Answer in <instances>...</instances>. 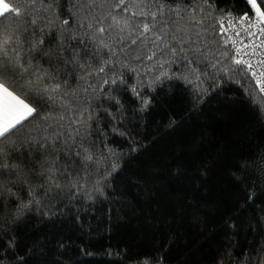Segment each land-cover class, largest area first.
I'll return each instance as SVG.
<instances>
[{
	"label": "trees",
	"instance_id": "trees-1",
	"mask_svg": "<svg viewBox=\"0 0 264 264\" xmlns=\"http://www.w3.org/2000/svg\"><path fill=\"white\" fill-rule=\"evenodd\" d=\"M75 3L36 0L43 9L31 15L37 34L27 24L23 45L10 43L0 54L14 61L19 52L31 66L21 77L6 63V86L39 113L25 122L39 147L4 146L2 162L23 169L39 203H29L28 183H13L15 167L0 177V264L264 261V99L250 73L232 62L218 24L254 17L247 0H164L166 15L178 8L201 21L188 32L194 43L163 59L157 48L152 61V49L117 44L114 70L83 80L79 65L95 46L80 42ZM53 12L59 20L48 24ZM16 19L3 21L10 34ZM33 38L44 42L29 54ZM33 70L67 81L65 91L74 93L67 109L53 111L29 90ZM22 203L28 207L18 214Z\"/></svg>",
	"mask_w": 264,
	"mask_h": 264
},
{
	"label": "snow or ice",
	"instance_id": "snow-or-ice-1",
	"mask_svg": "<svg viewBox=\"0 0 264 264\" xmlns=\"http://www.w3.org/2000/svg\"><path fill=\"white\" fill-rule=\"evenodd\" d=\"M207 2L208 0H205V3ZM260 3L264 4V0H260ZM35 4L36 0H0V54L4 52L5 47L10 43L23 45L24 41L20 37L28 32L27 24L33 26V31L28 34L35 37L37 34L35 32L37 19L31 18V15L33 11L43 10L35 9ZM247 4L254 11V19L246 13L238 20L231 21L227 25L222 20L218 21V24L222 39L226 37L227 43L233 45L232 62L237 66H243V70L251 73L259 85L261 79L264 78V60L258 62L261 66V70L258 72L254 70L253 63L247 60L246 57L255 55L257 49L264 47V39H262L264 38V10L258 6L257 0H247ZM73 10L74 14L80 18V23L77 25L78 29L84 31V38L80 42L86 46L88 44L95 46L90 61L79 65L83 73L82 80L86 76L106 75L108 71L114 70L111 68L112 55H115L117 44L121 51L131 50L134 47L140 48L141 45H143V48L152 49V55L147 56L149 61L157 57L155 51L157 48L160 49L161 55L159 58L161 59H163L162 54L165 52L170 53L172 56H176L178 51L183 53V46L194 43L191 41V37L188 36V32L191 31L194 24L201 23V21L186 19L178 8L167 9L168 15H166L164 0H131V3L130 0H77V3L73 5ZM48 11H53L51 6H49ZM9 14L17 18L15 22L18 25L16 29L12 30L11 34L8 26L3 24ZM58 20L59 17L55 16L53 12V17L47 19V23L54 24ZM20 21H26L27 23L21 25ZM62 24L68 25L69 21L65 19ZM237 24L247 33V39L241 36L240 31H235L236 39H233L231 32L236 29ZM252 29H256V31L254 32ZM42 33L43 30L40 34L42 35ZM185 36H188V39L185 40ZM253 37L259 40L260 43H254ZM237 39L239 40L238 44ZM43 42V39L36 40L33 38L28 53L38 52ZM227 43L225 47H227ZM178 44L182 46L178 48ZM143 48H141V51H143ZM104 49H108L110 53L108 59H104L101 55ZM249 49L252 50L251 53L248 51ZM85 54L87 55V53ZM225 55H227V52H225ZM167 62L165 61V63ZM6 63H10L14 69L21 70V77H23L24 72L31 70L30 65L25 67L21 63L19 52H17L14 61L0 60V177L4 175L5 171L15 167L16 180L13 183H28L29 196L31 197L29 203H39L35 199V187L30 184L23 169L19 165L10 166L2 162L6 156L4 149L6 142L19 141L21 148L27 145L31 149L36 138L31 135L30 127L25 122L29 121V118L33 117L34 114L39 115L36 109L30 106V103L21 98V95L16 94L15 90H10V87L6 86L8 75L11 74L10 69L5 66ZM189 63L193 62L189 61ZM160 67L163 68L164 64H161ZM33 74L35 75V82L29 81L30 91H38L42 97L47 98L51 102L53 111L58 107L62 109L69 107V104L65 101L74 97V93L65 91L67 81H61L55 75L47 72L41 76L39 71L33 70ZM161 76H167V73L161 72ZM104 83L108 84L109 81L105 80ZM111 83L115 84L116 80L113 79ZM133 91H136L135 87H133ZM261 91H264V87L261 88ZM60 118L63 119V117ZM45 119H48V117ZM26 129L28 130L26 131ZM36 143L39 147V142L36 141ZM86 159L91 160L92 157L88 155ZM4 187L5 182L0 179V192L4 190ZM27 207V204L22 203L17 209L18 214L22 213ZM261 251H264V249H261ZM144 264H147V261ZM259 264H264V261H260Z\"/></svg>",
	"mask_w": 264,
	"mask_h": 264
},
{
	"label": "built area",
	"instance_id": "built-area-1",
	"mask_svg": "<svg viewBox=\"0 0 264 264\" xmlns=\"http://www.w3.org/2000/svg\"><path fill=\"white\" fill-rule=\"evenodd\" d=\"M250 18L254 19V17H250ZM238 19H229V18L227 19V18H225L222 21H224L225 25H227L229 22L236 21ZM235 31H240L241 32V36L244 37L245 39H247V33L241 28V26L239 24H237L236 25V29L231 32V35H232L233 39H236ZM252 31L255 32L256 29H252ZM262 39H264V38H262ZM252 40H253L254 43H260V41L256 40L255 37H253ZM238 43H239V40L237 39V44ZM229 45L232 48L233 53H234L233 45L231 43H229ZM248 51L251 53L252 50L249 49ZM246 59L251 61L253 63V65H254V70L259 72L261 70V66L259 65L258 62L260 60H264V47H261V48L257 49L255 55H249L248 57H246ZM250 75L252 76V78H253L256 86H257L258 91L260 92L262 97H264V91H261V88L264 87V78L261 79V83L258 85L256 83V78L251 73H250Z\"/></svg>",
	"mask_w": 264,
	"mask_h": 264
},
{
	"label": "rangeland",
	"instance_id": "rangeland-1",
	"mask_svg": "<svg viewBox=\"0 0 264 264\" xmlns=\"http://www.w3.org/2000/svg\"><path fill=\"white\" fill-rule=\"evenodd\" d=\"M253 11V10H252ZM253 13H254V11H253Z\"/></svg>",
	"mask_w": 264,
	"mask_h": 264
}]
</instances>
